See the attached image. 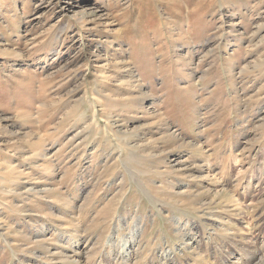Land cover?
<instances>
[{"label": "rangeland", "instance_id": "rangeland-1", "mask_svg": "<svg viewBox=\"0 0 264 264\" xmlns=\"http://www.w3.org/2000/svg\"><path fill=\"white\" fill-rule=\"evenodd\" d=\"M0 264H264V0H0Z\"/></svg>", "mask_w": 264, "mask_h": 264}]
</instances>
